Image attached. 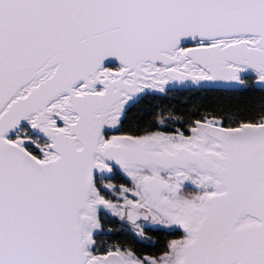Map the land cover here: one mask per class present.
I'll list each match as a JSON object with an SVG mask.
<instances>
[{"label":"snow or ice","instance_id":"obj_1","mask_svg":"<svg viewBox=\"0 0 264 264\" xmlns=\"http://www.w3.org/2000/svg\"><path fill=\"white\" fill-rule=\"evenodd\" d=\"M0 264H264V0H0Z\"/></svg>","mask_w":264,"mask_h":264}]
</instances>
